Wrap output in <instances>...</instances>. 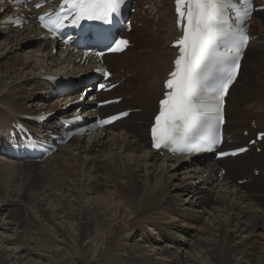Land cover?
Segmentation results:
<instances>
[{
	"label": "bare ground",
	"instance_id": "bare-ground-1",
	"mask_svg": "<svg viewBox=\"0 0 264 264\" xmlns=\"http://www.w3.org/2000/svg\"><path fill=\"white\" fill-rule=\"evenodd\" d=\"M256 1L257 5H264V0ZM145 4L155 5L152 9L144 12L141 7ZM135 6L139 9V14L133 15L134 24H137L138 21L145 24L146 16L148 15L150 19L151 12L155 9L158 11L159 17L162 14L168 15L165 20L166 24L162 27L159 26L156 31L165 39L167 45L165 52L162 51L157 59L152 62H149L150 60L142 50L133 49L131 52L130 47L120 54H108L103 58L105 65L109 66L116 61L122 64L121 68H124L125 72L130 71L128 77L124 82L121 81L117 89L123 91L118 95L123 98L122 101L130 103V105L135 103L140 105L138 106L140 107L139 113L137 112L138 114L133 116L144 117L146 111H149V114L152 113L153 116L157 109V101L161 97L162 82L171 70V61L176 54L175 50L169 46L177 35L173 0H144L141 5L136 2ZM11 9L10 4L0 0V37L4 36V39H0V58L12 54L9 57L11 62H7L9 65L0 66V143L3 140L1 136L6 132L11 122L21 120V116L25 114L49 115L50 120L45 122L38 131L47 134L48 130H56L58 120L68 118L76 109L77 106L72 108L71 103L78 101L83 89L89 87L88 84L84 85L78 95H73V92L63 94L60 91H55L50 78L64 79L62 82H67L68 85L74 87L80 80L85 79V76L72 79L78 73L85 71V64L77 62L72 52L63 50L59 44L54 45L49 40H41L42 42L33 49L29 46L24 48L25 45L36 43L34 40L28 39L29 35L34 34V36L40 37L41 34L37 31V27L30 28L34 26L33 21L22 28H11L6 24L5 18L10 15L19 17L26 15L25 11H11ZM257 14L259 13H254L251 20L250 33L256 41H264V20L258 19ZM136 19L138 21L135 22ZM134 31L135 26L129 34L134 33ZM254 40L249 42L242 63ZM139 43L140 45L143 44L140 40ZM156 43L148 42V45L156 47L158 46L154 45ZM54 49L55 52H53ZM242 65L237 79L229 89L227 100L230 99L233 89L239 82ZM122 76L114 72V78L117 80L121 79ZM22 87H27L26 89L29 91L20 94ZM114 97L117 96H110L101 100ZM53 98L55 102L49 104L48 100ZM153 102L155 108L152 105ZM66 103L70 104L67 108H72L69 112L62 108ZM257 106L259 109V105ZM256 107L255 109H257ZM133 108L135 107L130 106L126 109L133 110ZM225 109V134L228 139L234 140L228 144L226 149L246 145L247 141L244 142V137L241 135L245 128L240 127L242 129H239L235 125L239 124L241 120L240 122L235 120L234 123L230 120L228 114L229 101L225 105ZM255 109L251 111V114L255 115L252 117L256 118L255 124L259 128L257 131H264V110L257 111ZM82 112V116L93 114L88 112L86 108H82ZM111 114L113 113H108L105 116ZM152 116L150 121H152ZM130 121L132 122V120ZM120 122L107 129L97 130L88 138L77 137L66 146L60 147L56 152L58 154L69 148L64 153L65 156H62L63 164L59 166L60 169L57 168V165L55 168H47L45 165L46 168L43 167L36 172L34 179V171L26 169L32 163L24 165L20 162L8 161L5 158L8 161L6 162L7 168L11 167L12 169L10 172L5 165L0 164V214L6 213L9 205L17 203L16 201L22 198L21 200H25L28 204L33 205L35 203L38 212L45 218L47 214L43 208L42 200L37 196L27 195V188L33 181H35L37 188L41 185L40 183L43 184L46 180L52 179L51 183L48 180L50 183L48 186L43 185L40 194L49 196L53 195L51 191H60L61 193L68 192L69 196L75 198L74 203H72L75 207V214L70 215L69 218L75 222L80 239L92 234L94 240L101 242V245L104 246L98 257L103 258L104 256L105 259L111 261L116 245L122 244L131 234L140 229H145L147 226L159 230L160 237L169 241H171L168 235L170 233L171 235L178 231L186 233L193 227L198 229L200 227L206 238L200 241L197 238L199 241L197 247L202 248V250L205 249V246L211 247L215 253H206L208 263L254 264L255 262V264H264V164L255 162V165L259 164L256 167L260 170L259 175L250 176L251 182L242 183L243 186L240 187L221 175V168L224 166L220 167V163L233 158L207 162L208 155L189 160L184 156L160 155L158 152L149 150L148 131L146 138L138 135L139 138L136 139L135 134L133 135L134 130L132 132L130 129L121 126L115 128ZM30 126L33 125L30 124ZM136 126L138 125L136 124ZM138 129L143 128L139 127ZM250 132L251 130H249ZM255 134L256 131L252 138ZM259 145L264 147V137ZM53 157L46 161L53 159ZM0 161L3 160L0 159ZM81 175H86V179L81 180ZM19 178L20 180L24 179V182L21 183L20 190L17 191L12 186ZM71 182L75 183V188L69 185ZM108 186L112 187V195L116 200V205L114 204L113 208H106L103 206L104 203H101L102 205H99L100 203L86 204V206L81 204V198L84 197L83 193L89 198L93 194H100L102 189ZM252 187L259 188L260 194H251L252 190L249 189ZM182 196L186 197L185 201L180 199ZM52 198L54 201L56 200L55 197ZM61 201L58 198L57 204L62 203ZM210 201L214 202L213 205H210ZM206 209L210 212V216L207 213V222L202 223V226L195 225L196 220L199 221L201 215L206 214ZM193 210L196 211L194 214L192 213ZM117 213L118 215H116ZM109 214L111 217L107 218ZM10 216V214H6L5 218L8 219ZM12 219L5 222L1 221L0 229L3 232L12 231L15 237L0 235V242L17 246L11 250L13 253L3 254L0 264L2 260L6 264H35L26 258L27 255L24 253L26 246L24 247V243H22V231L21 229L18 230L20 225L12 228L13 224H16ZM181 222L182 224H180ZM166 231L170 233L167 234ZM57 232L61 233V230L56 228L55 233ZM198 232L200 233V231ZM25 233L26 235L27 233L31 234L34 238L40 236L34 240L38 243L43 254L37 252L34 254L47 257L46 260L51 259L55 264H71L69 255L64 252V248H59L60 242L55 236H48L44 232L39 234L35 230L32 233L31 231ZM255 238H258L260 242L256 241ZM28 239L27 235L25 237L26 243L29 241ZM40 240L41 242H39ZM151 240L155 242V239ZM18 244H23V248ZM165 253V248H161L160 255ZM135 254L137 253L131 251L125 258L118 257L117 259L124 261V264H156L149 257L138 258L140 255ZM111 264H115V261Z\"/></svg>",
	"mask_w": 264,
	"mask_h": 264
},
{
	"label": "rangeland",
	"instance_id": "rangeland-1",
	"mask_svg": "<svg viewBox=\"0 0 264 264\" xmlns=\"http://www.w3.org/2000/svg\"><path fill=\"white\" fill-rule=\"evenodd\" d=\"M137 2L141 5L142 3H144V0H139ZM154 5L155 4H145L141 7V9L145 12L147 10L152 9V7H154ZM138 10L139 9H136V13L130 15L132 17V19H134L133 15L139 14ZM162 12H163V10H162ZM258 13L259 14H257V18L264 20V10L259 11ZM150 16H151L150 19L148 18V15L146 16L147 21L145 22V24L143 22H139L138 19H136L135 22L136 21H138V22H137V24H135L134 33L127 34V35L131 39V42H132V46L130 47L131 52L133 49L134 50L140 49L148 57V60H150L149 62H152V61L157 59V57L161 54L162 51L165 52V50H166L167 45H166V42L164 41L165 39L162 36H160L159 33H157L156 31H157V28L159 26L162 27L163 25L166 24L165 20L168 17V15L162 14L159 17L158 11L155 9L153 12H151ZM9 26L11 27V25H9ZM3 37L1 36L0 39H4ZM28 39L34 40L36 43L34 45H25L24 48L29 46L33 49L38 45V43L42 42L37 36H34V34L29 35ZM139 40L143 43L142 45H140ZM154 40H156V41H154ZM148 42H150V43L151 42H157L154 45H158V46L152 47L151 45H148ZM149 48H150V50H149ZM11 55L12 54L10 53L7 55V57L5 56L3 58H0V66L9 65V63L11 62L9 57ZM7 62H9V63H7ZM121 65L122 64L120 62L118 63L116 61H115V63L113 62L112 64H109V66L106 65L109 67V69L112 72L114 71V72L119 73L120 75H123L122 78L119 79V81L116 78H113V82H116V81L124 82V80L128 77V74L130 73V71L125 72L123 70L124 68H121ZM263 67H264V41H256V39H255L253 41V44L249 48V51L247 52L246 57L244 59L243 66H242V73L240 75L239 82L237 83V85L233 89L232 95H231L230 99L228 100L229 106H230L228 114H229L230 120L233 121V123L235 122V120H237L238 122H240V120H241V122L239 124L237 123L235 125H237L239 129L245 128L241 132V135L244 137V142L251 139L253 133L255 131L257 132V130L259 129L256 127V124H255L256 118L252 117L255 115L251 114V111L254 110L257 105H259V109L257 106L256 107L257 109H255V110H257V111L264 110V75H263L264 73H262L264 71ZM82 75H83L82 73H78L77 75H75V77H72V78L78 79ZM159 84H160V82L157 85L159 86ZM26 88L22 87L20 89L21 91L19 90L20 91L19 93L22 94L26 91H29ZM78 90L80 91L81 87L78 88ZM79 91L77 93H79ZM122 92H123L122 90L115 89V91H111V92H107V93L102 94L100 96V98L102 99V98H106V97H110V96L119 97L118 95ZM77 93H76V95H77ZM54 100H55L54 98L49 99L48 103L52 104L55 102ZM153 104H154V102L152 103V105ZM130 106L131 107L134 106L135 108H133V109L137 108V110L140 111V107H138V106H140L139 104L137 105L135 103V104L130 105V103H126L125 101H122L118 105H111L108 107L101 108L100 112H101L102 116H105L108 113H114L117 110L126 109L127 107H130ZM154 106L155 105H153V107ZM260 106H262V107H260ZM247 107H248V109H247ZM139 111H137V112L139 113ZM137 112L131 113L127 119L118 123L115 126V128H119L121 126L122 128L130 129L132 132L134 130L135 132L133 133V135L135 134L134 136L136 137V139L139 138L140 136H143V137L145 136V138H146L147 137V128H148V125L150 124V119H151L152 113L149 114V111H146L147 114L145 113L146 115L144 114V117L143 116H140V117L139 116H133L134 114H138ZM135 117H136V119H135ZM143 119L144 120L146 119L145 121H147V120L148 121L145 123V121ZM130 120H132V122ZM136 124L140 128H143V129H141V130L138 129L139 127L136 126ZM240 127H242V128H240ZM249 130H251L250 133H249ZM245 132H247L248 134L245 135ZM262 132H264V131H262ZM138 135H139V137H138ZM85 138H88V137H85ZM67 144H65L64 146H66ZM64 146H62V147H64ZM226 147H228V145H226L225 148ZM68 150H69V148L66 149L65 151H63L61 154L55 153L56 155L53 154L52 156L46 158L45 160H43L41 162H38V163L34 162V164H33V162H22V161H19V162L23 163L24 165H27L26 163H32V164L28 165L26 167V169H28V170L32 169L34 171V173H35L33 175V179H34V177H36V172L40 171L43 167L46 168V166H47V168H55L58 166L57 168L60 169L59 166L61 164H63L62 161H63V157L65 156L64 153H66ZM53 156H55V157H53ZM52 157H53V159L46 161ZM5 158L6 157H3L2 155H0V159L3 160V161H0V164L5 165L6 168H7L6 162H8V161L16 162L14 160H10V159L6 158L8 160L7 161ZM207 162H210V161L207 160ZM255 162H257L259 164H264V147L261 145L258 146V149L255 147L251 148V150L248 151L245 155H242V156L237 157L235 159L233 158V159H228V160L222 161L220 163V167H222V166H224V167H222V170H221L222 174L221 175H223V173H224V176L227 178V180H229L230 182H234L235 184H238L241 187V186H243L242 183L246 184L247 182H251L250 176L256 177L257 175H259L260 170L256 168L259 166V164L255 165ZM7 169H8V171L11 172L12 168L9 167ZM223 170H224V172H223ZM65 175H67V174H65ZM74 175H76V173H74ZM85 176L86 175H81V177H80L81 180L86 179ZM76 177L78 178V176H76ZM35 179H37V178H35ZM23 180L22 179L20 180V178L18 180H16L15 181L16 183L14 182V184H13L14 187L12 186V188L19 191L21 183L24 182ZM48 180H50V183H51L52 179H48ZM48 180H46V182ZM241 181H242V183H240ZM34 182L35 181L31 182L32 184H30L29 188H27V195H34L35 197L37 196L39 199L42 200V203L44 204L43 208H44L47 216L45 218H43L42 215H40V213L38 212V208L35 207V203L33 205L28 204L27 202H25V200H21L22 199L21 198L18 201H16L17 203H15L13 205H9L8 208L6 209V213L0 214V224L3 221L5 222L8 219L13 218L12 221L16 224L15 225L13 224L12 228H16L18 225H20L18 230L21 229V231H22L21 232L22 233V243H24V247L26 246L24 253L27 255L26 258L29 259L31 262L33 261V263H35V264H55V263L51 259L46 260V259H48L47 257L45 258L43 256H38V254H34V252H37L39 254H43V252L39 248L38 243L34 240V239H38L40 236L38 237L36 235L37 237L34 238V236L27 233L29 241L27 243L25 242V237H27L25 232L31 231V233H32V231H34V230L37 231L39 234L41 232H44L48 236H55V238H57L60 242L59 248H61V247L64 248V252L69 255V258L71 260V264H105V263L111 264L114 261H115V264H124V261H120V259H117V258L118 257H124L125 258L127 256V254L131 251H133L134 253H137V254H135L137 256L140 255V256H138V258L146 256V257L153 259L156 264L157 263L158 264L159 263H162V264H172V263H175V264H211V263H208V257L206 256V253H211V252L214 253V250H211V247L207 248V246L204 247L205 248L204 250H202V248L197 247V242L199 243L200 240L206 238L204 236V233L202 234L200 227H199L200 230L198 228H195V227L191 228L189 231L190 233L189 232L183 233L182 231H178V232L174 233L173 235H171V233L169 231H166L167 234L170 233L168 235L171 238V241H169V240H166V239L160 237V233H159L160 231L159 230L151 228L152 226H150V227L147 226L145 229H140L139 231L131 234L125 241L122 242V244L116 245L117 247L115 248L116 250L113 254L114 256L112 257L111 261L105 259L104 256H103L104 259L100 256L98 257V254L99 253L101 254V251L104 248V246L101 245V242H96V240H94V236L92 234H89V235L85 236L84 238L80 239L78 236V230L76 228L75 222L69 218L70 215L75 214V207L72 204V203H74L75 198L69 196L68 192L67 193L66 192L61 193L60 191H51V194H53L54 196L53 195H49V196L48 195L47 196L42 195V194H40L41 190L43 189L42 187H43V185L48 186V184H50L49 181H48V183H46V182H44L43 184L40 183L41 185H39L37 187L38 189L36 188V184ZM240 184H242V185H240ZM69 185H72V188H75V186H74L75 183L71 182ZM108 187L103 188L102 192L100 194H93L89 198H87L85 196V194L83 193L84 197L81 198V204L83 206H86V204L89 205V204H93V203H95V204L100 203L99 205H102L104 203L103 206H105L106 208H108V209L113 208L116 205V200L113 198V195H112V192H113L111 190L112 187H109V188ZM249 190H252L250 192L251 194H260L259 188H253L252 187ZM76 191L79 192L78 190H76ZM59 195H61V196H59ZM52 197H55L56 200L54 201V199ZM58 198H59V200H62L61 201L62 203L57 204ZM110 198L112 199V201ZM180 199L181 200L183 199V201H185L184 199H186V197L182 196ZM213 203H214L213 201H210V205H213ZM107 204H109V205H107ZM107 206H110V207H107ZM195 212L196 211H194V210L192 211L193 214ZM207 213H208V216H210V212L207 210L206 214L201 215V218H199V221L196 220L197 224L195 222V225L202 226V223L204 224L205 222H207V219H206L208 217ZM6 214H10L11 216L7 219V218H5ZM116 215H118V213ZM110 217H111L110 214L107 215V218H110ZM208 223L210 224V221ZM180 224H182V222ZM56 228H59L61 230V233H58V232L55 233ZM198 231H200V233ZM0 235L8 236V237L9 236L15 237V234L13 235L12 231L3 232V230H1V229H0ZM186 238H187V240H186ZM197 238L199 239V241ZM30 239H31V241H30ZM151 239H155V242L152 241ZM42 240L44 241V239H42ZM255 240L260 242V240L258 238H255ZM102 241H104V238H102ZM236 241H237V239L235 240V242ZM39 242H41V240ZM257 244H259V243H257ZM18 245L21 248H23V244L22 245L18 244ZM16 246L17 245H13V244L7 245L6 243L0 242V259H2L1 257H3L4 253H13V252H11V250L13 248H16ZM161 248H165V251H166L165 254L160 255ZM133 249H135V250H133ZM205 250H206V252H205ZM258 250H259V248H258ZM140 251H141V253H140ZM203 253H204V255H203ZM2 261H1V264H6V262L4 263V260H2ZM254 264H255V262H254Z\"/></svg>",
	"mask_w": 264,
	"mask_h": 264
},
{
	"label": "snow or ice",
	"instance_id": "snow-or-ice-1",
	"mask_svg": "<svg viewBox=\"0 0 264 264\" xmlns=\"http://www.w3.org/2000/svg\"><path fill=\"white\" fill-rule=\"evenodd\" d=\"M123 3L124 0H62L64 6L73 10V25L85 19L110 23L113 15H119ZM175 3L177 26L183 35L174 45L179 48V55L165 82L167 91L159 102L151 130L153 147L201 150L197 142H205L209 147L220 143L224 96L236 79L242 50L247 45L242 25L250 18L252 0H175ZM67 18L52 21L49 31L55 35V28L61 27ZM127 44L126 40H116L110 51H120ZM194 144L197 147L192 148Z\"/></svg>",
	"mask_w": 264,
	"mask_h": 264
}]
</instances>
